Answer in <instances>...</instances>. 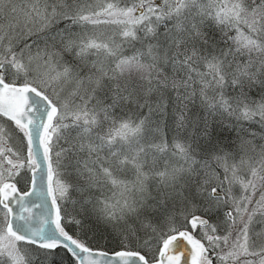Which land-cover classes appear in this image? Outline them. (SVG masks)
Returning a JSON list of instances; mask_svg holds the SVG:
<instances>
[{
	"label": "snow or ice",
	"instance_id": "6c2138e0",
	"mask_svg": "<svg viewBox=\"0 0 264 264\" xmlns=\"http://www.w3.org/2000/svg\"><path fill=\"white\" fill-rule=\"evenodd\" d=\"M0 264H264V0H0Z\"/></svg>",
	"mask_w": 264,
	"mask_h": 264
}]
</instances>
